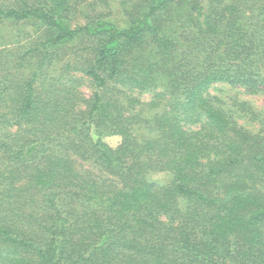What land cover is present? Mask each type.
Instances as JSON below:
<instances>
[{"label": "trees", "instance_id": "16d2710c", "mask_svg": "<svg viewBox=\"0 0 264 264\" xmlns=\"http://www.w3.org/2000/svg\"><path fill=\"white\" fill-rule=\"evenodd\" d=\"M217 84L264 96V0H0V264H264V125Z\"/></svg>", "mask_w": 264, "mask_h": 264}, {"label": "rangeland", "instance_id": "374dc122", "mask_svg": "<svg viewBox=\"0 0 264 264\" xmlns=\"http://www.w3.org/2000/svg\"><path fill=\"white\" fill-rule=\"evenodd\" d=\"M77 24H83L82 20H79ZM11 33L13 36H19L20 33L17 31H21V44L24 45L26 39H23V35L26 34L25 32H38V30L31 26H18V28H13ZM36 30V31H35ZM14 40V39H13ZM88 90L91 91V85H87ZM84 89V88H83ZM87 94L89 91L84 89ZM208 94L210 98L214 100L215 104L219 107L229 110L231 109L233 104H237V102H247L251 105V107H246L247 116L244 120L241 121L243 126L251 131V132H259L263 129L264 125V96H251L247 93H244L241 89L233 88L227 84H217L210 88ZM150 98L149 95L143 96L144 100H148ZM249 110V111H248ZM108 144L112 147H117L120 144V138H108ZM150 182L160 185L169 184L172 177L166 173H152L148 176Z\"/></svg>", "mask_w": 264, "mask_h": 264}]
</instances>
